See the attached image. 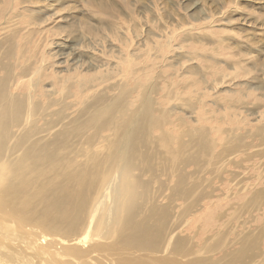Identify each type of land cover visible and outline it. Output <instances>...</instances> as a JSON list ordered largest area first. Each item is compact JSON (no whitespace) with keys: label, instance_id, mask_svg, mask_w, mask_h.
Segmentation results:
<instances>
[{"label":"bare ground","instance_id":"obj_1","mask_svg":"<svg viewBox=\"0 0 264 264\" xmlns=\"http://www.w3.org/2000/svg\"><path fill=\"white\" fill-rule=\"evenodd\" d=\"M15 2L17 1L0 0V220L6 218L15 224V217L33 215L47 221L60 222L67 229L74 228L76 232L85 224L91 225L94 221L91 233L87 231L92 243L100 241L99 239L109 240L116 237L114 246L118 250H114L115 254H111L114 256L106 261L107 264L113 261L115 264H177L173 257L167 258L163 254L157 256L153 253L200 254L194 252L187 245L186 240L180 245V241L178 242L174 237L169 241L161 238V228L152 225L160 222L161 218L156 221V218L148 215L156 210L158 215L170 221L174 214L160 213L159 209L170 211L171 206L166 203L165 206L157 208L160 204L156 202V198L152 199L153 197L150 207L143 208L147 199L145 194L150 188L148 180L144 177L158 176L156 179L159 180L163 176L164 179L160 180L159 187L167 188L169 183H174L171 186L173 192L171 200L185 199L188 202L187 206H190L198 195L196 193L202 192L205 185L210 186L205 175L196 173L200 170L206 172L209 165H214L217 161L221 162L222 168L228 164L235 167L237 163L241 165L240 159H237L238 154L234 153L235 150L238 151L237 147H244L245 142H242L244 140L237 139L236 145H229L238 136V126L227 127V134L222 135L220 141L216 142L211 134L219 128L213 123L221 122L217 118L209 119L210 117L204 116L205 113H212L204 99L212 93L219 92L217 86L220 83L222 85L228 78L230 82L237 77L249 76L252 64L246 67L239 59L240 54L233 53L235 47L226 42L225 37L219 35L220 32L215 33L217 38L210 37L217 42V47L213 49L214 54L208 53L207 48L200 41L202 33H199L201 37L198 38V35L191 31V26L195 30L208 27L206 24L207 21L209 22L210 18H208L207 21L202 22L200 28H196L195 23H191L192 25L187 24V27L190 25L188 29L184 26L186 29H181L179 33L174 31L176 34L174 32L169 36L167 34L165 43L158 40L152 44L145 43L147 45L143 48V53L138 51L141 54L134 55L129 52L128 55L126 54L127 58L119 59L120 64L129 67L128 70L125 67V71L119 69V65L116 70H113L116 66L110 69L111 64L107 62L109 56V59L102 63L88 62L85 65V59L75 55L76 45L72 42L65 44L67 39L62 37V32L69 35L70 28L69 31L61 25L51 27L52 29L41 28L45 22L56 16L49 13L48 17H44L39 9L34 8L27 17L25 14L22 15L21 11L16 13L18 7L15 6ZM110 6L105 3H88L91 11L99 14L94 16L99 18L100 15L110 16L112 10ZM27 9H30V6ZM61 10L62 8H57L55 12ZM194 16L188 18L189 21L194 20ZM20 18H23V21H19ZM79 26L83 27L82 22ZM84 27L97 38L95 34L98 30L95 31V28L86 22ZM210 27L211 24L209 29ZM224 28L231 29L225 26ZM84 30L82 32H86ZM76 31L81 33L79 29ZM208 31L211 35L215 32ZM91 35L89 36L92 37ZM102 38L103 43L106 38L99 39ZM172 39H176L175 48L186 49L188 55L183 57H186L185 62L190 58L191 61L195 60L196 64L180 68V65H175L179 62L165 63L167 57L162 53L163 50L161 54L153 51L158 46H169ZM205 40L207 41V38ZM237 40L242 41L241 38ZM73 42L77 43V41ZM82 44L79 46L82 47ZM220 47L223 56L229 53L228 57L233 60L229 65L222 59L231 69L226 73L217 60V56L221 54ZM139 57L144 58L142 67H137L139 63H135L136 59H140ZM228 57L225 56V59ZM212 58H214L213 62ZM179 64L183 65V63ZM161 65L163 68L156 73L154 69ZM195 66L197 68L194 69ZM198 69L202 74L197 71ZM149 70H153L156 75H151ZM116 76L122 77L123 80H115ZM206 82L209 84L206 85ZM257 84L256 88H264ZM247 88L254 90L255 86L247 85ZM220 90L230 92L227 94L231 96L239 92L240 95L250 97L255 93L253 91L242 93L241 90L229 86ZM172 100H180L181 105L194 108L195 117L184 116L179 109L173 111L168 106ZM226 114L230 117L227 119L230 124L234 123V119L238 122L250 123L249 118H244L240 112L235 113L233 110ZM258 119L260 123H254L249 131L253 132L251 137L257 138L261 145L264 141V114L259 115ZM244 126L242 125V128ZM218 143L222 145L220 151L216 150ZM260 153L263 155L260 151L256 154ZM203 158H207V161L204 159L206 165L195 166L193 170L186 169L188 165H195ZM158 164L161 169L156 168ZM157 170L161 171L157 174L155 173ZM233 176L239 178L237 183H234L235 187L239 188L238 195L245 194L247 189L252 190L255 187L254 184H249L247 187L245 184L239 185L238 183L243 181L241 174ZM192 177L195 178L194 183L191 182ZM37 208H39V216L36 215ZM21 209H26L28 216H24L25 214L20 212ZM178 216L174 215L170 223L174 225L178 223L181 219V216ZM99 225L103 226L101 233H97ZM67 229L63 230L69 233ZM174 230L168 234V239L172 238ZM60 231L62 230L56 227L49 228V232L53 234ZM129 231L133 236L132 245L128 244L131 238ZM7 239L10 243L14 241V238ZM76 240L74 242L76 244L82 242ZM254 242V239L245 241L240 252L243 254L249 248L247 246ZM110 246L111 243L104 248ZM203 247L205 250L213 251L212 245L205 244ZM67 249L77 255L85 254L89 250H79L75 246ZM3 256L5 257V254ZM10 257L12 258V255ZM8 260L7 262H11ZM90 260L95 259H84L83 264H93L94 261ZM1 262L4 264L6 260Z\"/></svg>","mask_w":264,"mask_h":264},{"label":"rangeland","instance_id":"obj_2","mask_svg":"<svg viewBox=\"0 0 264 264\" xmlns=\"http://www.w3.org/2000/svg\"><path fill=\"white\" fill-rule=\"evenodd\" d=\"M15 1L18 2H15L17 4H15V6L18 7L16 13H20L21 11L22 15L25 14L28 17V15H30V11H33L35 8L37 10L39 9L38 11L40 12V14H43L44 17H48L47 15L49 13H53V16L57 17L48 20L50 21H47L48 24L47 22H45L46 25L43 24L41 28L50 29L51 27L55 28L58 25L65 26L68 31L70 28L69 35L67 36L66 32H62V37L67 39L65 40V44H69L72 42V44L76 45L75 55L82 56V58L85 59V65H87L88 62L93 64L102 63L110 58L107 61L109 65L111 64L109 66L110 69L116 66L115 69L113 68V70L119 68L123 71H125L126 64L124 66L123 64H120L119 59H124L129 52H132L134 55L136 53L141 54V52L138 53V51H142L143 53V48H145V46L147 45L145 43L152 44L156 40L165 43L168 38L166 37L167 34V36H169L171 32L172 34L174 31H176V33H179L182 31L181 29H188L189 26L192 25L191 23H195L196 28H200V25L204 23L203 21H207V19L210 18L209 22H206V24H208V27H205L206 29L203 28L202 30H195L191 26V31L193 33H196V35H198V38L201 37L200 34L202 33V40L200 39V41L204 44V47L207 48L208 53L214 54L213 49L217 47V42L211 40V38H217V35L215 33L220 32L219 35L222 37L224 36L225 41L231 43V45L235 47V51L233 53L238 52L240 54V61H242L246 67H250V65L252 64L251 73L249 74V76H247L248 78L237 77L235 79H231L230 82L228 78L223 82L222 85L220 83L217 86L219 92L212 93L211 95H208L209 97H206L204 99L206 101V105L211 108L210 111L212 112L205 113L204 116L210 117L209 119L217 118L221 122L213 123L219 128L213 131L211 134V136L215 137L216 142L220 141V137L222 135L227 134V127L233 125L238 126V136L234 141L232 140V143L229 145H236L237 139L244 140L242 141L245 142L244 147H237L238 151L235 150L234 153L238 154L237 159H240L241 165L237 163L235 167L234 165L232 166L231 164H228L225 168H222L221 162L217 161L216 164L214 163V165L210 164L209 169H206V172L203 173L202 170H200L198 173H196L197 175H205V179L209 181L210 186L205 185L203 187L202 192L196 193L198 195L196 196V199H194L195 201L193 200L194 202L190 206H187L188 202L185 199L171 200L170 197L171 194H173L171 186L174 183H169L167 188L159 187L160 180L164 179L163 176L161 177L162 179L157 180L156 178H158V176L150 178L151 176L146 175L144 178L148 180L150 188L149 192L145 194L147 195V199L144 202L143 208L145 207L146 209V206H148L149 208L150 204L152 203V199L155 198L156 202L160 204L157 208H159L160 206H165L166 203H169L171 206L170 211L159 209V212L162 214L171 212L174 215L181 216V219L178 223L174 225L170 223L174 219V215L172 216L173 219L167 221V219L158 215V212L154 210L148 216L156 218V221L161 218V221L157 222L156 224L153 223V227L158 226L159 228H161L162 239L169 241L174 237L178 242L180 241V245L183 243V241L186 240L187 245L194 252H200V254L187 255H174L170 252L153 253L157 256L163 254L167 258L173 257L177 264H236V262H239L238 264H262L264 262V254H261V251L264 250V141L261 145H259V140L257 138L254 139L251 137L253 132H250L249 128H252L254 123H260L258 116L264 114V88H256V85H258L257 83H259L260 86H264V69L261 68L264 67V0ZM22 1L23 3H21ZM89 2H94L95 4L105 3L111 5L110 8L112 10L110 12V16L108 15L106 17L100 15V18L97 17L99 16V14L93 13V11H91V9L88 7ZM112 2L114 3V5ZM22 5H25V7ZM29 6L30 9H27L29 8ZM57 8H62V10L56 13L55 11ZM22 11L24 12L22 13ZM192 12L193 14H189ZM208 15L209 17H206ZM193 16L195 17V19L192 21L190 20V22L188 18L191 19V17ZM19 21H23V18H20ZM119 21H121L122 23ZM81 22L83 24V27L79 26V23ZM84 22H86V24L88 25L93 26L95 28V31L98 30L97 32L99 34H95L97 38H95L94 34L91 35V32L88 31V29H85ZM187 24L190 25L187 27ZM209 24H211L210 29ZM72 25H74V27H72ZM184 26L186 28H184ZM224 26L229 27L231 29L224 28ZM76 29H79V32L81 31V33H78ZM83 30L86 32H82ZM208 30L215 32L213 33V35H211ZM116 32L118 33V35ZM74 33L77 35L75 36ZM88 33L92 37H90ZM206 33L209 35H207ZM80 34L85 35L82 37V35ZM203 34L207 36L205 37V35ZM101 37L106 38L103 43V38L102 40L99 39ZM117 37L119 38L117 39ZM206 38L207 41L205 40ZM237 38H241L242 41H238ZM172 40V42L170 43L171 45H161L162 47L158 46V48L153 51H156L157 54H161V51L163 50L162 53H165V56L168 58H166L165 63H183V65L179 63L175 64L177 66L180 65V68H184L185 66L191 64H196V61H191L190 58L189 61L185 62L186 57H183L188 55V53L185 52L186 49L175 48L176 39ZM73 41H77V43H74ZM243 41H245L246 43ZM254 41L257 42L255 43ZM81 43H83L82 47L79 46ZM87 43L89 45H87ZM101 44H103L104 46ZM88 47L90 50L88 49ZM78 48L80 50H78ZM158 51L160 52L158 53ZM219 52L221 54L217 56V60L219 61L220 67L224 68L226 73V71H230L231 69L227 67L223 60H226L229 65H231L233 60L228 57L230 56L229 53L225 54V56L228 57V59H225V56H223L222 54L221 47L219 48ZM86 53H89L87 54L89 56H87ZM100 54L101 56H99ZM143 59L144 58L141 57L140 59L135 60V63H139V65H136L137 67L143 66ZM211 61L213 62L214 58H212ZM252 66L254 67L252 68ZM161 68H163L162 65L161 67L155 68L154 71L156 70V73L160 72ZM193 68L195 69L197 68V66ZM126 69L128 70L129 67H127ZM154 71L149 70V73L151 72L152 74H150H154L155 76L156 74ZM197 71L202 74V71L200 72L199 69ZM138 72L140 71L138 70ZM116 77L118 78L119 76ZM117 78H115V80L117 81H120V79L123 80L122 77H119V80ZM231 83H233V85ZM239 83H241V85H239ZM205 84L207 85L209 84V82H206ZM236 84H238L239 86ZM247 85L255 86L254 90H252L251 88H247ZM227 86L233 89H239L242 93L248 91H253V93H255L250 97H246L244 94L240 95L238 94L239 92L235 93L234 96H231L227 94L230 92H224L220 90L222 88H226ZM236 94H238V96L235 97ZM168 106L171 107L173 111L175 109L181 110L184 116H187L189 118L195 117L194 108L190 109L188 105H181L180 100H172L168 103ZM233 110L235 111V113L240 112V114L243 115L244 118H249L250 125L245 123L247 121H235L234 117L232 118L234 119V123L230 124V121H227V119L230 117L226 113L233 112ZM241 112H244V114H242ZM258 112H260V114ZM242 125H245L244 128H242ZM206 126L209 125L206 124ZM221 148L222 145L218 143L216 146V150L220 151ZM258 151L262 152L263 155H261V153L257 155L256 153H258ZM204 159L207 161V158H203V160L197 162V164L195 165H188L186 169L193 170L195 166L206 165ZM156 168L159 169L160 165H156ZM160 171L157 170L155 171V173ZM235 174H241L243 178V181L241 183H238L239 185L245 184L247 187L249 184H254V190L247 189L245 194L241 195L240 193V195H238L237 190H239V188H236L234 183H237L236 181H238L239 178H235L233 176ZM218 175L219 177H217ZM229 175H232L233 177ZM191 180V182H193L195 178L192 177ZM222 184H224V186L226 184L227 185L224 187ZM256 184L258 185L256 186ZM218 185L223 187H219ZM220 188H222V190H220ZM20 212L25 214L24 216H28V211L26 209H21ZM36 215L39 216V208H37L36 210ZM23 219L27 220L24 221ZM36 220L37 222L34 223V221ZM259 220H261L260 223L262 224H259ZM93 225L94 221L91 225L85 224L80 230L76 232L74 228L71 227L67 229L60 222L47 221L45 219H41V217H34L33 215L28 217L17 216L15 217V224L11 223L8 219L4 218L0 220V226L2 227L0 229V247L7 246V248H0V264H3V262H1L3 260H6L4 264H14L15 261H18L17 264H62V262L63 264H83L84 259L86 260L87 258L95 259L92 261L90 260L91 262L94 261L93 264H107L106 261L111 260L113 258L114 255L111 256V254H115L114 250H118V248L116 249L114 246L116 237L109 240L99 239L100 241L92 243V239H89L90 234H88L87 231L91 233V227ZM54 227L62 231L55 234L50 233L49 228L53 229ZM258 227H261V229ZM9 228L10 230H12V232L9 230ZM102 228L103 226L99 225L97 227V233H101ZM131 228L132 230H134L132 226ZM63 229H67L69 233ZM172 230H174L173 236L172 238L168 239V234ZM2 231L4 233H2ZM13 231L15 232L13 233ZM130 231L129 233L131 238H129L128 244L132 245L134 242L132 239L133 236ZM74 237H76V239L78 240H81L82 242H78V244L74 243L75 241H77L76 239H74ZM7 238H14L15 242L13 241L12 243H10ZM250 239H254L255 242L251 243L250 246H247L249 248L242 254L240 250H242L245 241H250ZM259 239H261V241H259ZM109 243H111L112 246L104 248ZM205 244L212 245L213 251H210L208 249L205 250L203 247ZM12 245L15 247H13ZM71 246H75L76 248H79V250L83 251L87 249L89 250L85 254L77 255V253H73L67 249ZM38 248L39 250H37ZM203 249L204 252H202ZM259 250L261 251L258 254ZM237 252H240V254H237ZM4 254L5 257L3 256ZM86 254H88L89 257ZM11 255L12 258L10 257ZM32 258L35 260H32ZM7 260L13 262H7ZM46 260L47 262L44 263V261ZM48 260L51 261V263H48ZM111 264H115V261H113V263Z\"/></svg>","mask_w":264,"mask_h":264},{"label":"crops","instance_id":"obj_3","mask_svg":"<svg viewBox=\"0 0 264 264\" xmlns=\"http://www.w3.org/2000/svg\"><path fill=\"white\" fill-rule=\"evenodd\" d=\"M260 221H261V220H259V224H262V223H260ZM256 228H257V226H256ZM258 228H260V229H261V227H258ZM259 241H261V239H259ZM258 248H259V246H258ZM260 251H261V250H259V251H258V254L260 253ZM261 252H262L261 254H264V250H263V251H261Z\"/></svg>","mask_w":264,"mask_h":264}]
</instances>
